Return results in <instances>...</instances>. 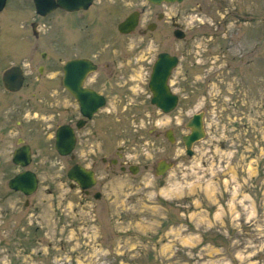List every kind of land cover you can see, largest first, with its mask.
<instances>
[{"label": "rangeland", "instance_id": "rangeland-1", "mask_svg": "<svg viewBox=\"0 0 264 264\" xmlns=\"http://www.w3.org/2000/svg\"><path fill=\"white\" fill-rule=\"evenodd\" d=\"M95 3L101 16L104 5L112 15L88 27L87 19L74 27L61 26L57 15L41 18L38 39L31 34L30 0H10L1 13L0 264H264V0ZM142 8L133 36L103 38L104 31L117 32L131 9ZM148 18L157 25L142 37ZM172 20L185 32L181 40L173 36ZM61 46L63 55L56 51ZM42 49L55 54L51 64L79 53L98 62L126 54L128 63L146 69L161 51L179 58L170 79L179 101L171 112L152 105L144 87L141 103H112L111 129L100 126L98 136L110 149L121 145L123 161L139 168L107 167L105 177L99 164L92 188L98 199L66 177L52 132H45L41 115L30 113H42L32 95L39 82L29 72ZM12 64L29 74L17 93L1 82ZM200 111L206 134L187 155L181 136ZM18 137L31 147L24 168L11 160ZM161 160L172 167L156 175ZM23 169L39 179L29 196L7 185Z\"/></svg>", "mask_w": 264, "mask_h": 264}, {"label": "flooded vegetation", "instance_id": "flooded-vegetation-1", "mask_svg": "<svg viewBox=\"0 0 264 264\" xmlns=\"http://www.w3.org/2000/svg\"><path fill=\"white\" fill-rule=\"evenodd\" d=\"M54 1L56 2V0ZM30 2L34 11V20L30 22V27L32 31L31 34L35 39H38L41 35L39 32L40 24L38 23L41 18H46L48 20L54 15H57L58 18H60L59 24L61 26H66V24L69 23L74 27L80 25L84 19H87L89 23L85 24V27H88L90 25L96 26L99 16L107 20L109 18V13L112 15V9H110V11L106 5L103 6L104 10L102 11V16L98 9L94 10L96 7L95 0H93L91 5L85 10L80 9L69 12L60 7H55L45 15L38 14L34 1L30 0ZM7 3H10V0H4V4L0 9V22L3 20V14L1 13L5 9ZM104 4L107 3L105 2ZM130 14L137 17V28L141 15L144 14V8H142V10L131 9L117 23L116 28L119 23ZM88 16L92 20H89L87 18ZM162 17L163 15L158 13L156 19L160 20ZM156 25L157 24L153 20H147L145 28L140 29V36H146L149 27L153 29ZM170 25L173 28L172 32L177 28H181L174 20H172ZM135 30L129 33H123L118 30L116 33L107 31L102 33L105 35L103 38H112L114 34L128 37L129 35L133 36ZM78 33L79 38L85 35L86 39H92L90 32L88 37L85 32ZM64 34L65 32L63 35ZM10 36L13 38V35L10 34ZM56 51L59 55H63L65 53V48L61 46V48ZM85 55L79 53L62 59L59 58L58 64L48 63V61L55 56L53 52L50 53L48 50L42 49L38 52V55H34L40 59V63L34 66L29 65V72L30 74L35 73L34 81L39 82V86L37 85L32 95L33 98L36 99V103L41 105L42 109L41 107H39V109H41L42 113L35 111L33 108L30 113L33 116L41 115L42 119H44L45 132L47 134L52 132L53 147L55 146V138L58 131L61 141L60 149L62 151L69 149L68 152L58 154L59 161L65 169L66 177L69 169L73 166L84 168L93 173L95 181L93 186L81 192L85 196H94L99 192L92 190L94 185L97 184L99 164H103L106 167L103 172L105 177L109 176L107 175V167L110 168L111 171L113 166H118L121 171H125L126 169L130 171L131 169L139 168L138 165H130L123 161L125 153L121 145L117 146L115 150L110 149V145L104 142V138L101 137V135L98 136V130L100 126L101 128L111 129V117L109 116H112L114 112L111 111L113 102H117L118 104L129 103L131 101L133 103H141L142 100H144L142 98L143 92L140 91L144 88L149 90L148 84L153 64L146 69V67L140 64L128 63L129 60L126 54H113L111 59H105L104 62H98L97 58H93L95 56L89 57ZM77 59L89 60L91 65L80 67L79 65L68 64L69 61ZM12 65L7 66L6 69ZM139 68L142 69L141 73ZM28 76L29 74L25 73L23 85L17 92L27 87L28 81H26V79ZM171 76L172 74L170 75L169 81ZM125 110L123 108L122 111ZM23 143H25L24 139ZM111 153L113 154L110 155Z\"/></svg>", "mask_w": 264, "mask_h": 264}, {"label": "water", "instance_id": "water-1", "mask_svg": "<svg viewBox=\"0 0 264 264\" xmlns=\"http://www.w3.org/2000/svg\"><path fill=\"white\" fill-rule=\"evenodd\" d=\"M148 1L154 4H160L161 2H181L182 0ZM91 2L92 0H56V2L54 0H34L36 11L41 15L46 14L49 10L57 6L63 7L67 10H77L80 8L85 9L91 4ZM3 4L4 0H1L0 9L2 8ZM136 24L137 17L131 14L118 25V29L121 32H130L134 30ZM149 29H152V27H149ZM173 34L176 38L184 37V32L181 29H175ZM177 63L178 58L176 55H171L168 52L158 53L153 64L152 73L148 84L152 94L150 98L151 103L160 108L165 113L173 110L178 101L177 94L171 91L167 83L169 75ZM68 64H75L83 67L91 65V62L89 60L77 59L69 61ZM23 78L24 77L21 68L19 66H12L3 73L2 80L6 89L17 91L22 86ZM186 126L189 127L190 132L182 136V141L184 143L186 153L188 155H192V145L205 135L202 123V112L193 114L186 123ZM166 136L170 142L174 141V136L171 130H167ZM18 141L20 142L21 139H18ZM60 145L61 141L57 131L55 140L56 150L59 153L68 152L69 149L62 151L60 149ZM12 161L21 167L27 166L31 161V152L29 146L22 145L16 148L13 152ZM171 165L172 163L162 160L156 168V175H162L167 169L171 167ZM134 172L135 170H132V173ZM67 175L69 179L76 181L83 190H87L95 182L93 179V173L81 167L73 166L71 169H69ZM37 183L38 179L36 174L31 170H24L11 177L7 184L10 189L20 191L25 195H29L36 190ZM94 197L99 198L100 193H96Z\"/></svg>", "mask_w": 264, "mask_h": 264}]
</instances>
